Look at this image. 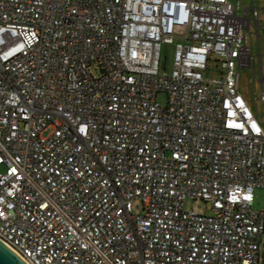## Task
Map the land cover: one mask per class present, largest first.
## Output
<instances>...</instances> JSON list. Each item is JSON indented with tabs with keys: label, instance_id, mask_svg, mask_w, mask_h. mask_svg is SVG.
<instances>
[{
	"label": "built area",
	"instance_id": "obj_1",
	"mask_svg": "<svg viewBox=\"0 0 264 264\" xmlns=\"http://www.w3.org/2000/svg\"><path fill=\"white\" fill-rule=\"evenodd\" d=\"M254 1L0 0V240L28 264H260Z\"/></svg>",
	"mask_w": 264,
	"mask_h": 264
},
{
	"label": "rangeland",
	"instance_id": "obj_2",
	"mask_svg": "<svg viewBox=\"0 0 264 264\" xmlns=\"http://www.w3.org/2000/svg\"><path fill=\"white\" fill-rule=\"evenodd\" d=\"M234 3L238 5V10L240 13L247 6L253 7L255 5L254 0H233ZM258 6L261 7V18L264 20V12L262 7H264V0H257ZM253 50H254V68H241L240 69V91L248 101L249 105L252 107L253 111L260 115V120L264 125V101L260 99L264 91V81L261 80L262 75L260 71V61L258 57V44L256 34L253 35ZM262 50L264 54V43H262ZM163 55L167 56V60L163 63L167 64V72H171L174 59V46L164 45ZM263 74H264V55H263ZM165 70V69H163ZM256 72V76H255ZM219 76L218 68L215 62H211V68L206 71V77L212 78ZM259 97V98H258ZM158 101L165 105L168 101V94L165 91H160L158 93ZM255 207L262 208L264 205V189H257L256 192ZM185 207L187 209H194L199 213H213L211 206L206 204L202 199L187 198L185 202ZM143 210V203L140 199H134L133 201V211L135 213H141ZM1 226V221H0ZM260 264H264V247L261 249V260Z\"/></svg>",
	"mask_w": 264,
	"mask_h": 264
},
{
	"label": "water",
	"instance_id": "obj_3",
	"mask_svg": "<svg viewBox=\"0 0 264 264\" xmlns=\"http://www.w3.org/2000/svg\"><path fill=\"white\" fill-rule=\"evenodd\" d=\"M0 264H28L0 240Z\"/></svg>",
	"mask_w": 264,
	"mask_h": 264
}]
</instances>
